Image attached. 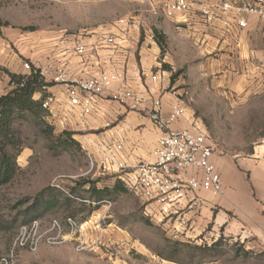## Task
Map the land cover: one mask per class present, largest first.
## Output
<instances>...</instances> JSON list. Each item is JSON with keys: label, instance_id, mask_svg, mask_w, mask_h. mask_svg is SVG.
I'll list each match as a JSON object with an SVG mask.
<instances>
[{"label": "rangeland", "instance_id": "374dc122", "mask_svg": "<svg viewBox=\"0 0 264 264\" xmlns=\"http://www.w3.org/2000/svg\"><path fill=\"white\" fill-rule=\"evenodd\" d=\"M164 1L0 0V22L6 24L0 30V97L11 90L7 72L27 75L26 64L38 69L70 62L77 59L75 41L92 44L132 29L139 46L146 43L150 49L156 41L160 50L158 58L138 56L136 61L143 60L148 71L168 73L165 93L202 125L212 139L215 158L248 160L256 154L264 158V84L224 93L214 78L200 76L194 58H164L171 51L164 31L169 24ZM155 30L163 37L161 44ZM109 100L106 104L115 116L107 124L125 125L132 111ZM107 124L97 130L79 124L62 129L31 115L16 123L23 148L18 175L0 188V264H264V251L256 240L224 237L216 229L218 208H212L214 218L198 236L190 234L193 220L177 234L179 214L173 209L149 206L117 176L93 165L95 135ZM84 182L100 190L117 185L126 191L98 201ZM41 194L56 197L57 206L24 224L25 214Z\"/></svg>", "mask_w": 264, "mask_h": 264}, {"label": "built area", "instance_id": "2783aa9c", "mask_svg": "<svg viewBox=\"0 0 264 264\" xmlns=\"http://www.w3.org/2000/svg\"><path fill=\"white\" fill-rule=\"evenodd\" d=\"M161 5L165 18L175 22L176 31L181 33L184 26L190 23L196 6L202 4L200 0H165ZM199 14L206 25L221 23L229 26L231 14L254 16L264 23V0H221L217 4L202 5ZM237 25L246 29L248 21L239 19ZM123 40L122 36L108 35L99 39L92 49L82 41H75L73 52L85 62L87 56H94L98 51L123 49ZM26 67L30 69L27 74L30 75L32 67L29 64ZM38 70L47 84L41 92L46 95L40 99L42 107L46 119L56 127L67 129L71 117L78 115L79 125L85 128L88 118L95 114L99 100L107 93L108 99L117 100L131 111L148 110L150 120L161 132L151 152V161L130 164L125 157L127 128L125 125L111 128L107 124L95 135L93 145L96 155L92 164L109 175L117 176L126 189L139 195L149 206L161 204L173 209L175 215L179 214L177 221H180V227H175L177 234H183L192 223L204 202L202 194H224L222 177L212 161L215 149L211 137L195 119L181 129H173L174 124L185 118V108L176 103L170 115L165 116L162 97L150 93V86H165L170 82L167 72L161 69L148 71L136 61L130 68L131 75H135L141 85L142 90H136L126 85L130 75L127 68L122 71L100 69L89 78L72 77L66 64H49ZM116 84L125 86L113 90ZM49 85L63 86L64 99L47 94ZM190 170L199 171L200 177L188 176ZM182 198H186L185 204L178 201ZM163 209L165 213L169 212L167 208ZM182 210L184 215L179 213Z\"/></svg>", "mask_w": 264, "mask_h": 264}, {"label": "crops", "instance_id": "0c3cea01", "mask_svg": "<svg viewBox=\"0 0 264 264\" xmlns=\"http://www.w3.org/2000/svg\"><path fill=\"white\" fill-rule=\"evenodd\" d=\"M220 1L200 0V3L205 6ZM202 5L196 6L190 23L184 26L181 33L176 31L175 22L168 20L169 24L164 31L169 35L171 51L164 58H194L199 62L196 69L200 76L214 78L218 91L224 93H241L247 89L261 87L264 84V23L254 16L231 14L229 26L221 23L206 25L199 14ZM239 19L247 20L248 28H239L237 25ZM122 37L123 49L98 51L94 56H87L85 62L73 53L77 59L62 64H66L72 77L78 78L94 76L100 69L122 71L127 68L130 75L126 85L142 90L136 76L131 75L130 68L138 56L158 58L160 50L156 41L150 49L146 43L139 46L132 29H127ZM85 45L92 49L95 43ZM142 61L140 65L146 69ZM158 66L161 67V64ZM123 86L125 85L116 84L113 90ZM165 88L166 85H152L149 90L155 97H162V110L165 116H169L178 99L165 93ZM47 94L56 95L61 99L65 97L64 88L59 85L50 87ZM43 95L41 92L36 93L34 99L39 101ZM108 98L109 93L99 100L95 114L88 118L91 130L102 128L115 116L113 108L106 104L111 102ZM116 111L118 113L120 109L117 108ZM70 121L69 126L78 127L79 116L74 115ZM190 122L191 119L186 116L172 127L181 129ZM124 123L127 128L126 160L130 164L151 161V152L161 132L150 120L148 110L129 112ZM212 161L222 177L224 194L217 198L202 194L204 197L202 206L195 217L191 215L194 221L190 234L196 237L207 228L208 223L214 218L211 210L216 207L219 210L215 217L216 229L224 237L254 239L261 251H264V158L256 154L248 160L234 161L226 157L215 158L214 154ZM193 175L200 177V172L190 170L188 176ZM178 201L183 204L187 202L186 198Z\"/></svg>", "mask_w": 264, "mask_h": 264}, {"label": "trees", "instance_id": "16d2710c", "mask_svg": "<svg viewBox=\"0 0 264 264\" xmlns=\"http://www.w3.org/2000/svg\"><path fill=\"white\" fill-rule=\"evenodd\" d=\"M0 22V30L3 26ZM155 38L161 44L163 38L155 30ZM10 77L11 90L0 97V188L11 184L18 175L20 168L18 158L22 152L23 141L20 132L15 128L18 121L31 115L37 119H46V112L42 107V100L36 101L34 95L42 92L46 86L39 74V70L32 67L30 75L13 74L7 72ZM52 87L53 85H49ZM46 95H43V99ZM84 185L90 182H84ZM89 191L98 197V201L104 195L126 191L120 186L113 190L108 188L100 190L94 184H90ZM54 190V189H53ZM51 190V191H53ZM57 198L40 195L35 199L34 204L28 209V215L24 224L29 225L48 214L57 206ZM96 207L94 210H97Z\"/></svg>", "mask_w": 264, "mask_h": 264}, {"label": "bare ground", "instance_id": "6f19581e", "mask_svg": "<svg viewBox=\"0 0 264 264\" xmlns=\"http://www.w3.org/2000/svg\"><path fill=\"white\" fill-rule=\"evenodd\" d=\"M262 148V147H261Z\"/></svg>", "mask_w": 264, "mask_h": 264}]
</instances>
